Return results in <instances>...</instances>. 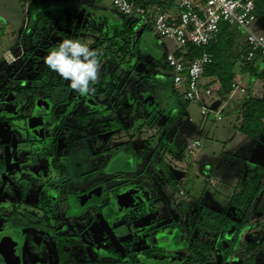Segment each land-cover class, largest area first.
<instances>
[{"label":"rangeland","instance_id":"1","mask_svg":"<svg viewBox=\"0 0 264 264\" xmlns=\"http://www.w3.org/2000/svg\"><path fill=\"white\" fill-rule=\"evenodd\" d=\"M100 6L108 9L113 2L101 0ZM28 16L23 0H0V87L10 88L3 91L0 102V264H62L56 233L79 234V242L66 249L88 263L112 258L107 248L113 245L121 254V264H198L188 261L181 229L192 227L204 205L209 208L208 218L216 212L225 214L233 232L241 214L228 205L229 198L251 166L264 165V130L255 139L235 126L240 97L248 93L237 91L203 115L201 103L185 101L184 90L172 85L166 53L176 49L174 38L158 35L144 17L134 15L127 18L135 48L128 46L132 52L128 55L115 54L117 47L109 45L110 24L99 28L105 39L98 46L100 79L93 93L82 96L70 85L41 88L23 111L26 117L3 118L1 114L10 113L2 107L4 100H12L15 113L21 114L31 94L29 89L18 94V87L42 84L35 77L40 61L21 57L11 65L2 57L4 48L19 47L21 26ZM114 21L110 23L121 22ZM252 26L264 33L262 7ZM68 31L64 36L61 31L42 36L36 54H46V46L54 50L59 38L76 40ZM99 35H91L92 41H84L83 35L79 41L90 46ZM144 52L152 56L156 72L146 66ZM99 87L106 90L97 92ZM215 96L206 97L203 104L209 106ZM174 97L179 98L177 106ZM218 109L220 120L214 116ZM70 126L78 130L69 150ZM196 138L203 145L189 151L187 145ZM53 159L65 166L63 173L55 169ZM100 183L105 185L103 200L80 205L77 195ZM44 190L52 196L53 210L47 215L29 203ZM12 203L19 206V214L6 221L3 216ZM248 219L264 222V191ZM241 228L229 264H242L240 242L262 238L255 234L257 228ZM205 233L199 234L214 241L205 264H220L221 248H230L231 233L208 229ZM157 246L166 250L159 252ZM148 247L156 260L145 257L143 248ZM255 264H264V252L258 253Z\"/></svg>","mask_w":264,"mask_h":264},{"label":"trees","instance_id":"2","mask_svg":"<svg viewBox=\"0 0 264 264\" xmlns=\"http://www.w3.org/2000/svg\"><path fill=\"white\" fill-rule=\"evenodd\" d=\"M135 4L142 2L141 0H133ZM155 2L156 0H151L145 3L146 6H149L151 2ZM44 2L42 0H34L28 10L27 13L29 15L30 24L27 25V28L24 30L23 35L20 38V43L23 49V57L26 59L34 58L35 63L40 64L37 66L36 71L37 75L36 80L41 81L42 84H32L29 86L18 87L17 91H23L24 89H29L31 94L28 96L27 101L24 104L23 110L19 117H26L23 111L32 103L33 97L35 93L41 88L51 89H64L65 86L69 85V82L62 79L57 73L51 71L47 65L44 63V57L51 51L46 46V54L40 55L36 54L37 48L43 45L42 37L39 32V26L45 25L49 22V15L44 11L39 10L36 15V19H34L33 12L37 10L38 4ZM262 7L264 10V0H256V13L258 8ZM36 23H35V22ZM35 23V24H34ZM230 24L222 23L221 30L216 40H214L208 47V49L215 54V59L213 62L208 64L204 70V76L213 77L216 76L215 80L210 81L209 83H213L217 81L219 83V88L217 92L219 93L222 99L226 98V96L232 92V81L235 75L233 71V63L227 61L222 50L223 44H220V39L223 37L225 31H229ZM112 37H109V45L117 47L115 54L119 52L128 55L132 52H129L128 46L131 47V40L129 38V34L133 32V28L129 25L127 21V17H123L121 24L112 30ZM63 36L65 32L61 31ZM105 39L103 33H100L98 38L95 40V43L91 44L89 47L94 50H99L98 46L102 40ZM57 45L59 44L56 43ZM132 51L135 50L134 47H131ZM189 51L192 55H198L201 52V48L191 45L189 47ZM257 56H260L259 54ZM256 56V57H257ZM256 57L245 64L247 69L252 75L256 74V69L253 65V61ZM121 61L125 59L120 57ZM149 68H152L151 64H148ZM144 74V73H143ZM110 77L114 76V72L111 71L109 73ZM114 86V83L113 85ZM8 88L6 85L2 87L3 91H7ZM106 89L103 87L97 88V92H104ZM185 104H180V107H184ZM63 121L61 120V123ZM236 127L243 133L249 135L252 138H259L262 131L264 130V92L261 98H256L253 96H247L239 110L238 121ZM72 134L69 138V150L72 148L75 140V134L78 130L75 126H70ZM130 143V142H128ZM161 148L165 146L164 138L160 140ZM144 152V151H143ZM103 158L100 159V162H103ZM52 164L57 171L63 173L65 170V166L61 165L57 159L52 160ZM58 177V176H57ZM264 185V165H253L249 168V170L244 175L243 179L237 184L236 189L231 194L228 205L234 207L237 211H240L241 220L236 225L233 232L230 229V221L225 214L221 212H216L212 218H208L209 208L204 205L200 208L199 213L195 217L194 224L192 227L188 229H181V234L184 237L183 246L187 248L189 253L188 261L194 262L198 264H205L209 258V255L214 246V241H210L206 238H202L199 233H205V229L214 230V231H222L231 233V240L229 247L224 250L223 257L221 259L220 264H226L227 259L232 256L231 246L238 241L239 231L242 229L241 225L248 226L249 230L253 228H257L255 234L262 238L260 239H248L245 242H240L243 254H242V264H255L258 253L264 252V222L250 223L248 216H250L251 211L253 210L255 202L262 195V188ZM24 194L21 202H24ZM33 206L38 209H41L46 213H51L53 210L52 205V196L46 190L42 191L39 199L36 202H29ZM19 207V206H18ZM184 209L187 211L189 207L185 204ZM19 213L17 209L12 212V215ZM197 229L198 234L194 235V230ZM208 236V233H205ZM79 234L74 233H56L55 234V246L56 252L59 256L60 262L62 264H87L88 261H80L74 258L73 254L66 249V246H75L79 242ZM107 250L112 253L115 258H98L92 259L88 264H117L122 262L121 254L118 250L115 249L113 245L108 246ZM159 251L162 249L159 248ZM143 252L148 258H152L154 256V251L152 248H144Z\"/></svg>","mask_w":264,"mask_h":264},{"label":"built area","instance_id":"3","mask_svg":"<svg viewBox=\"0 0 264 264\" xmlns=\"http://www.w3.org/2000/svg\"><path fill=\"white\" fill-rule=\"evenodd\" d=\"M34 0H23L27 11ZM54 2L56 0H42ZM135 4L133 0H112L113 7L125 17L136 14L145 15L148 6L141 0ZM174 3L178 12L168 15L165 6ZM157 14L154 17V31L160 36L174 38L177 46L166 54V63L172 70V85L175 89H183V99L201 103V113L208 115L210 105L203 104L206 97L212 96L214 89L203 84L205 67L214 61V52L208 49L217 39L222 23L236 25L243 30L246 38V53L243 63L248 64L258 54L264 59V34L253 29L257 19L256 0H156L151 2ZM193 45L201 48L198 55H192L189 47ZM240 87L232 82V88ZM244 90V88H242ZM215 118H221L219 113ZM203 140L196 138L187 145L189 151L200 148ZM212 180V179H211Z\"/></svg>","mask_w":264,"mask_h":264},{"label":"crops","instance_id":"4","mask_svg":"<svg viewBox=\"0 0 264 264\" xmlns=\"http://www.w3.org/2000/svg\"><path fill=\"white\" fill-rule=\"evenodd\" d=\"M100 1L101 0H56L51 3L46 1L39 3L37 10L33 12L34 19H36L37 17L36 13L39 10L44 11L49 15V22L45 25L39 26V32L41 34V37L47 36V34L55 31L58 32L63 31L65 33H68L69 32L68 29H70L71 31L70 33L72 34V36L75 35L76 40H79L80 36L85 35L86 39L84 38V41L86 40L92 41L91 35H93L95 32L101 33L99 31V28L106 27L108 24H110L109 30H112L113 28L119 26L124 16L120 12H118L113 6H110L108 9H104L103 7L100 6ZM152 5L153 4H149L147 8V13L145 15L143 16L139 14L136 15L144 17L147 20V22H149L152 25V28H154L153 20L157 14V11ZM165 10L168 13V15L171 16L176 15L178 12L174 3L165 6ZM118 19L121 22H115L118 21ZM112 20L113 21L115 20L114 24L110 23ZM29 24H30V19L28 16L26 21L22 23L21 26L22 31L20 38L23 35L24 30L27 28V25ZM228 30L229 31L224 32L223 37L220 39V44H223L222 52L225 58L227 59V61L233 63V71L235 72L233 81L237 82L240 87H238L237 89L233 88L232 92L229 93L226 96V98L233 97L237 91H240L241 93H248L247 96L261 98L264 92V59L261 58L260 56L256 57V59L253 61V65L257 67L256 74L252 75L247 69L246 65L243 63L244 54L246 53V49H247L245 33L241 28H239L236 25H230ZM254 30L256 29L254 28ZM20 38L18 40L19 47L17 48V50H13L10 47H6L3 49L2 57L7 64L12 65L14 63H17L21 59V57H23V49L20 43ZM61 41L62 39L60 40L59 38V40H57L56 42L60 43ZM143 59L147 67H149L148 64H151L152 70L155 72L157 71V69L155 68V62H153L154 60L148 52H144ZM248 77L250 78L249 80ZM215 79L216 76L213 77L203 76L202 81L203 84H205L206 86H211L214 89L213 94L214 95L216 94L214 100H220L221 102L220 105H221L225 98L222 99L219 93L217 92V89L219 88V83L217 81H214L213 83H209L210 81ZM171 82H172V78H171ZM2 87H0V90ZM242 88H244V90H242ZM1 91L2 93H1L0 102L3 101L2 100L3 90ZM5 92L8 93L10 91H5ZM247 96L243 95L240 97L241 103L236 113L237 121H238V114L240 107ZM173 102L175 106L179 105L178 104L179 98L176 99L174 97ZM13 104H14L13 101L12 100L10 101V99L4 100L2 107L3 106L8 107L7 109H9L10 111L9 114H16L13 108ZM221 112L222 110L219 109L216 111V113H219L221 116V118H215L216 120L222 119ZM236 124L237 122L235 123V126ZM263 188H262V194L264 191Z\"/></svg>","mask_w":264,"mask_h":264},{"label":"clouds","instance_id":"5","mask_svg":"<svg viewBox=\"0 0 264 264\" xmlns=\"http://www.w3.org/2000/svg\"><path fill=\"white\" fill-rule=\"evenodd\" d=\"M101 52L75 39H63L45 57L47 67L69 82L70 88L82 96L94 92L100 79Z\"/></svg>","mask_w":264,"mask_h":264},{"label":"flooded vegetation","instance_id":"6","mask_svg":"<svg viewBox=\"0 0 264 264\" xmlns=\"http://www.w3.org/2000/svg\"><path fill=\"white\" fill-rule=\"evenodd\" d=\"M5 92V91H4ZM17 98V97H16ZM19 115L20 114H7V117H5V115L4 114H1V116L3 117V118H12V117H19ZM3 164H2V160H1V163H0V166H2ZM0 180H1V172H0ZM211 182H213V180H210ZM100 184H103L104 185V183H100ZM100 184H96V185H94V186H92V187H90V188H87V189H85V190H82L79 194H82V193H86V192H88L89 190H91L92 188H94L95 186H98V185H100ZM104 190H105V185H104V188H103V194H102V198L100 199V200H98V201H96L95 199V197L94 196H92V197H90V198H88L87 199V201L84 203V204H82V205H87L89 202H95V203H100L102 200H103V198H104ZM78 194V195H79ZM77 195V196H78ZM78 200V199H77ZM0 201H2V199H0ZM78 203H79V201H78ZM80 204V203H79ZM12 205V209L9 211V213L6 215H4L3 217H5V219H6V221H10L11 219H13L15 216H18V214L19 213H17V214H15V215H12V212L15 210V209H17L18 210V205L17 206H15V204L14 203H12L11 204ZM32 205V204H31ZM33 206V205H32ZM33 207H35V206H33ZM1 209V208H0ZM189 211V210H188ZM2 215V213L0 214V216ZM125 215H127V214H125ZM193 220H195V219H193ZM192 220V221H193ZM194 224V223H193ZM193 226V225H192ZM231 229V228H230ZM196 235V234H195ZM135 236H133L132 237V239L134 238ZM183 239H184V237H183ZM124 243L125 244H127V240H124ZM183 247H185V246H183ZM157 248V250L159 251V248L160 249H162V251H164V250H166V248H164V247H159V246H157L156 247ZM227 248V247H226ZM226 248H221L223 251L226 249ZM144 249V248H143ZM159 252H161V251H159ZM109 254H112V253H110V252H108ZM154 254H155V252H154ZM144 255H145V253H144ZM145 257H147L146 255H145ZM232 257V256H231ZM112 258H115V256H113ZM112 258H109V259H112ZM148 258V257H147ZM233 258H235V257H233ZM232 258V259H233ZM148 259H154V260H156L155 258H154V256L152 257V258H148ZM122 262H123V259H122ZM121 262V263H122ZM229 262H230V260H229V258L227 259V263L226 264H229ZM121 263H117V264H121ZM192 263V262H191Z\"/></svg>","mask_w":264,"mask_h":264},{"label":"water","instance_id":"7","mask_svg":"<svg viewBox=\"0 0 264 264\" xmlns=\"http://www.w3.org/2000/svg\"><path fill=\"white\" fill-rule=\"evenodd\" d=\"M220 103H221L220 100H215L211 104V108L212 109L217 108L220 105ZM103 188H104V185L100 184L98 186H95L94 188H92L91 190H89L86 193L79 194L77 196V199H78L80 205L84 204L87 201V199L92 197V196H94L96 198L95 199L96 201L100 200L102 198Z\"/></svg>","mask_w":264,"mask_h":264}]
</instances>
